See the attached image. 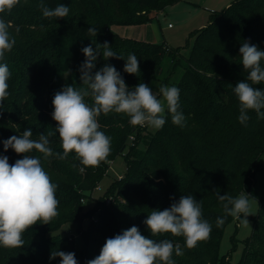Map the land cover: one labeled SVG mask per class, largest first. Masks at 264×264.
<instances>
[{"label":"trees","instance_id":"obj_1","mask_svg":"<svg viewBox=\"0 0 264 264\" xmlns=\"http://www.w3.org/2000/svg\"><path fill=\"white\" fill-rule=\"evenodd\" d=\"M177 1L19 0L10 12L0 13V19L10 25V35L19 40L18 47L12 49L16 53L0 61L7 63L11 73L9 95L0 106V155L7 156L10 164L24 156L11 148L5 152L2 141L22 135L28 128L32 129L34 140L42 133L54 132L57 127L52 119L54 95L66 85L86 87L81 84L79 69L85 61L81 49L88 45L94 50L98 46L102 53V45L107 42L112 51L124 58L105 60L101 55L92 74L106 64L114 66L130 90L141 82L149 86L157 80L159 87L167 86L180 67L182 74L173 86L180 89L179 110L185 116V125L180 127L172 123L166 111L165 125L151 132L131 125L125 114L101 113L97 120L100 130L111 138V151L98 167L83 166L74 152L64 160L55 155L45 159L35 150L26 153L40 157L42 167L58 186V216L49 224L37 223L27 229L22 236L23 247L0 246V264H60L59 257L49 259L52 250L73 252L78 264H87L100 254L106 239L132 226L157 242L169 239L174 245L180 244L184 254L173 253L175 264H230L227 256L220 255V241L232 217L225 216L217 193L236 198L245 191L250 196L256 174L264 170V119L250 110L247 125H242L234 93L236 84L247 81L248 76L239 53L243 42L264 51V0H234L223 11L210 14L207 26L196 34L187 57L181 56L180 48L133 41L108 32L112 25L152 21L153 18L138 17V9L161 11ZM41 2L51 8L72 4L78 10L77 15L89 19H71L69 15L63 19L45 18L40 8L32 9ZM84 5H90L93 16ZM113 7L119 8L118 14L110 12ZM17 27L27 32L17 33ZM90 27L97 29L96 36L87 32ZM129 54L138 58L140 73L136 75L124 72ZM164 58L170 66L164 78L159 79ZM261 66L264 67V61ZM253 86L264 89V82ZM85 101L93 103L90 96ZM49 139L53 153L62 155L58 132ZM118 156L125 161L123 175L94 197L110 162ZM183 195H192L201 203L202 218L212 226L210 237L192 249L185 246L182 236L170 233L152 236L143 223L152 210L168 209ZM85 199L94 201L88 211L83 210ZM258 205L257 214L251 218L252 231L240 242L242 256L236 264H264V197L259 198ZM217 217L225 219L221 227L216 226ZM83 220L89 222L79 233L78 249L68 246L58 234H52L67 224H76L81 229ZM237 242L233 237V249Z\"/></svg>","mask_w":264,"mask_h":264},{"label":"clouds","instance_id":"obj_2","mask_svg":"<svg viewBox=\"0 0 264 264\" xmlns=\"http://www.w3.org/2000/svg\"><path fill=\"white\" fill-rule=\"evenodd\" d=\"M19 0H0V13L10 12ZM39 8L45 18H65L69 7L59 4L54 8L43 2ZM10 25L0 19V61H4L5 53L10 52L15 45V39L10 35ZM20 31L19 27L16 32ZM87 32L97 35V29L90 27ZM101 53L97 46L91 45L81 49L85 61L80 66V81L86 87L66 85L58 91L52 100L54 111L52 119L57 122L54 132L40 134L38 140L32 139L31 128L22 135H13L3 140L6 152L9 148L15 153L23 154L14 164L9 163L5 155H0V246L5 248H20L24 245L23 233L37 223L49 224L58 216L59 201L56 198L57 185L51 181L44 170L39 156L26 155L33 150L43 155L45 159L55 155L64 160L70 153H75L77 159L85 167H98L110 155L111 138L100 130L97 117L101 113L110 112L127 115L133 126L148 125L155 130L161 129L166 123V111L171 115L174 125L183 127L185 116L180 111V89L176 86H162L159 89L161 98L145 83L141 82L129 89L121 74L114 66L105 65L92 74L95 62L99 56L124 59L112 51L105 42ZM241 64L248 72L247 81L242 80L234 87V93L239 102L238 120L247 125L250 117L248 112L254 110L258 118L264 119V89L254 87L264 82V51L249 42H243L239 48ZM124 72L136 75L140 73L139 61L135 54H129L124 65ZM11 73L7 63L0 62V106L8 97V80ZM250 81L251 83H249ZM91 97L89 105L85 98ZM58 132L63 154L53 153L50 147V137ZM75 167V165H73ZM83 170V169H81ZM222 202L225 216H231L245 225H249L247 217L252 215L250 200L245 191L238 197L217 193ZM243 217V218H242ZM225 222L223 217H217L216 226ZM152 236L171 234L183 237L188 249L194 248L198 242L210 237L212 226L202 218V205L192 195H183L177 203L163 211L154 209L143 221ZM176 256L184 254L180 244H173L169 239L157 242L141 234L137 226L106 239L100 254L87 264H175ZM60 258V264H78L75 253L53 251L49 259Z\"/></svg>","mask_w":264,"mask_h":264},{"label":"rangeland","instance_id":"obj_3","mask_svg":"<svg viewBox=\"0 0 264 264\" xmlns=\"http://www.w3.org/2000/svg\"><path fill=\"white\" fill-rule=\"evenodd\" d=\"M234 0H179L172 5L166 6L161 11H150V10H136V15L143 19L153 18L152 21L148 23H143L139 25H112L108 27V32L116 34L124 39H130L133 41L150 43L155 45H164L165 47H170L172 49L180 48L181 56L187 57L192 52V48L195 43L196 34L207 26L209 16L213 12H221L225 8H228ZM65 6L69 7V16L71 19L77 20H88L86 16L77 15L78 10L73 8L72 4L65 3ZM90 15H94V11L91 9L90 5L83 6ZM32 9H38L39 6L34 5ZM119 8L113 7L110 12L114 15L118 14ZM109 12V15H110ZM77 15V16H76ZM23 33L27 32L20 29ZM11 36L15 39V47H18L19 40L14 35ZM35 36H33L34 38ZM16 51L6 52L5 57L9 55H14ZM5 62H9L6 60ZM170 66V62L164 58L162 61L163 73L159 79H163L167 69ZM182 74V69L178 67L172 75L171 80L167 86L171 87L178 82ZM149 87L154 93H157L158 98H161L159 93V82L152 81ZM145 128L151 132L156 131L148 125L139 126ZM126 169L125 161L121 156L116 157L112 162H110L108 169L105 171V176L103 177L100 184L97 185L94 190V197L101 195L109 184L117 178H120ZM250 200V211L252 215L247 217L249 225L241 223L232 217L229 223L225 226L224 231L221 236L220 241V255L227 256L225 259L229 258L230 264H236L242 256V245L241 241L245 240L251 233L253 228V222L251 220L252 216L256 215L258 212V200L264 197V170H260L254 179V185L252 187ZM110 200V198L108 199ZM83 210L88 211L94 206V201L83 200L82 201ZM243 218V217H242ZM89 220H83L81 223V229H78L76 224L64 225L57 232L52 233L53 235L58 234L59 239H64L67 241L68 246H72L74 249H78L81 245V240L79 233L82 227L85 228ZM79 230V231H78ZM235 238L237 245L233 249L232 238Z\"/></svg>","mask_w":264,"mask_h":264}]
</instances>
